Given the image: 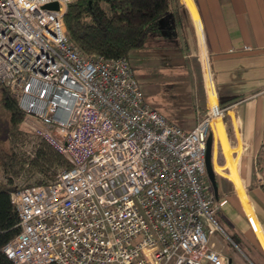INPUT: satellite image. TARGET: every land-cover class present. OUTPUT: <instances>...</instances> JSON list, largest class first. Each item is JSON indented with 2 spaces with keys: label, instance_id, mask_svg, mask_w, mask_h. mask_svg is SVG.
<instances>
[{
  "label": "built area",
  "instance_id": "built-area-1",
  "mask_svg": "<svg viewBox=\"0 0 264 264\" xmlns=\"http://www.w3.org/2000/svg\"><path fill=\"white\" fill-rule=\"evenodd\" d=\"M71 1L0 0V84L29 146L43 139L68 164L10 192L19 231L2 253L12 264H228L209 241L226 200L210 192L204 156L210 134L225 158L214 125L232 105L207 98L190 131L168 123L142 101L125 58H86L69 42Z\"/></svg>",
  "mask_w": 264,
  "mask_h": 264
},
{
  "label": "crops",
  "instance_id": "crops-1",
  "mask_svg": "<svg viewBox=\"0 0 264 264\" xmlns=\"http://www.w3.org/2000/svg\"><path fill=\"white\" fill-rule=\"evenodd\" d=\"M181 1L174 15L164 14L147 29L126 60L144 104L184 131L204 114L210 93L219 104L232 105L225 121L230 146L239 149L238 176L219 123L214 134L225 163L213 170L232 182L241 206L223 183L217 181L215 194L208 183L216 201L229 199L215 212L230 222L227 234L215 230L209 241L229 264H264L256 241L264 245V186L254 178V159H264V0ZM243 212L251 222L255 215V233Z\"/></svg>",
  "mask_w": 264,
  "mask_h": 264
},
{
  "label": "trees",
  "instance_id": "trees-1",
  "mask_svg": "<svg viewBox=\"0 0 264 264\" xmlns=\"http://www.w3.org/2000/svg\"><path fill=\"white\" fill-rule=\"evenodd\" d=\"M177 8L178 0H72L62 16L63 31L86 58L127 59L141 45L147 29L164 14L174 15ZM0 106V122L7 127L4 137L0 127V264H12L1 251L19 231L10 192L15 187L46 184L68 164L43 139L29 148L30 155L22 149L19 152L28 131L21 125L14 96L1 84ZM217 214L214 221L227 234L225 219H218Z\"/></svg>",
  "mask_w": 264,
  "mask_h": 264
},
{
  "label": "rangeland",
  "instance_id": "rangeland-1",
  "mask_svg": "<svg viewBox=\"0 0 264 264\" xmlns=\"http://www.w3.org/2000/svg\"><path fill=\"white\" fill-rule=\"evenodd\" d=\"M209 99H212V96H211V93H210V95H209ZM0 113H1V106H0ZM231 113H233V112H231ZM231 113H229L230 114V116H232L231 115ZM225 119H226V117L224 118V121H223V124H224V135H225V141H226V143H227V146L229 147V149H230V154H229V160H230V162L234 165V169H235V172H236V174H237V167H236V163H237V155H238V152H239V149H236V148H231V146H230V141H229V135H228V127H229V125H228V122H226L225 121ZM225 122H226V125H225ZM228 126V127H227ZM0 127H1V129H2V131H3V137H4V135H6L5 134V129H7V127H6V125H5V123L4 122H0ZM7 137V136H6ZM34 141V138L32 137V136H29V134H27V136L25 137V139L23 140V144L21 145V147H19L18 148V151L20 152V150L19 149H22V150H24V152H25V154H26V151H31V149H29L30 148V143L31 142H33ZM6 143H4V145L6 146L7 144H8V142L7 141H5ZM21 150V151H22ZM23 152V151H22ZM213 154H212V169H213V166H214V164H217V165H219V166H223V164L225 163V158L223 157V155L221 154V152H220V150H219V145H218V142H217V140H216V143H215V147H214V149H213ZM263 162V163H262ZM262 164V165H261ZM261 165V166H260ZM254 173H256V176H254V178H255V180L257 181V184L258 185H263L264 186V159L263 160H260V159H254ZM223 171H224V174L225 173H227L228 171H227V169H223ZM214 175H215V178H216V182H215V185L217 184V181H218V183H223V185L226 187V188H228V189H230V191L231 192H229L230 194H232V196H233V199H235V201L237 202V205H238V207H240L241 205H240V203H239V201H238V199H237V197H236V194H235V190L233 189V186H232V184H231V182H229L226 178H224L223 176H221V175H219V174H217L215 171H214ZM237 176H238V174H237ZM2 174H1V170H0V179H2ZM207 179V178H206ZM218 179H220V180H218ZM18 184V183H17ZM209 185V184H208ZM240 185H241V182H240ZM210 187V186H209ZM241 188H242V186H241ZM243 189V188H242ZM262 192L264 193V189L262 190ZM228 193V194H229ZM222 199H225L226 200V203H225V205L226 204H228V202H229V199L228 198H222ZM253 213V212H252ZM242 215L245 217V215H244V213H242ZM255 216V215H254ZM256 218V217H255ZM245 219H246V217H245ZM248 221V220H247ZM250 224V223H249ZM229 225H230V222L227 220V219H225V226H226V232H228L229 231ZM251 226V225H250ZM252 227V226H251ZM219 231V230H218ZM257 241V240H256ZM226 249H228V246L227 247H225L224 248V250H225V252H226ZM234 253H236V252H234ZM230 256H232V254L230 255ZM237 257H239L238 256V254H237ZM234 261L236 262V259L234 258ZM236 264V263H235Z\"/></svg>",
  "mask_w": 264,
  "mask_h": 264
},
{
  "label": "water",
  "instance_id": "water-1",
  "mask_svg": "<svg viewBox=\"0 0 264 264\" xmlns=\"http://www.w3.org/2000/svg\"><path fill=\"white\" fill-rule=\"evenodd\" d=\"M46 9H56L57 5L54 2H50L43 6ZM204 167H205V175L208 183L210 184L213 193H216L215 187V179H214V170L212 169V153H211V136L207 135L206 143H205V156H204ZM229 264V261H228Z\"/></svg>",
  "mask_w": 264,
  "mask_h": 264
},
{
  "label": "bare ground",
  "instance_id": "bare-ground-1",
  "mask_svg": "<svg viewBox=\"0 0 264 264\" xmlns=\"http://www.w3.org/2000/svg\"><path fill=\"white\" fill-rule=\"evenodd\" d=\"M215 126V125H214Z\"/></svg>",
  "mask_w": 264,
  "mask_h": 264
}]
</instances>
